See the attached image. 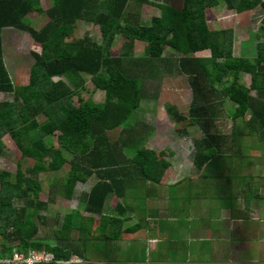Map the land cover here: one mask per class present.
<instances>
[{
    "label": "trees",
    "instance_id": "1",
    "mask_svg": "<svg viewBox=\"0 0 264 264\" xmlns=\"http://www.w3.org/2000/svg\"><path fill=\"white\" fill-rule=\"evenodd\" d=\"M221 2L230 11L260 8L264 29L263 0H181L179 7L173 0H54L49 9L42 0H0V92L13 95L0 102V155L3 138L10 136L22 156L33 161L25 169L19 166L14 175L0 169V258L12 257L16 249L22 253L44 250L58 261L74 256L107 264L147 261L146 246L139 249L135 241L123 242L151 222L148 209L143 208L160 194L155 184L168 185L173 167L166 156L173 151L164 150L161 157L144 146L151 127L141 132L140 124L129 120L149 99L145 81L161 77L162 72L166 75L176 69L179 75H188L194 98L199 100L188 115L176 105L166 109L177 124L189 121L178 132L187 133L192 123L201 132L193 139V163L199 177L189 189L213 176L228 181L245 178L244 174L227 175L225 162L231 163V172L239 166L238 159L246 155V136L264 143V39L257 37L254 58L236 57L233 30H212L208 24L206 11ZM133 3L138 9L156 6L161 13L144 23L140 10L129 8ZM33 12L46 13L50 20L37 28L30 18ZM80 21L98 26L102 42L89 35L72 40ZM6 27L29 32L41 45L40 50H32L35 63L27 85H17L7 65ZM119 36L127 41L120 54L113 56ZM137 41L146 44L145 57L131 54ZM167 47L179 54L177 61L164 57ZM202 51L210 56L194 57ZM244 75L250 77L249 86L242 81ZM88 78L96 90L104 92L103 103L84 98ZM226 100L232 104L228 134L216 125V116H210ZM113 133L117 134L114 140ZM53 135L59 146L47 141ZM66 165L67 176H56L50 183L54 194L48 202L41 201L40 175H58ZM93 176L97 181L84 194L87 215L80 209L70 210L62 222L56 221L59 228L40 237V227L49 224L41 213L54 195L72 200L78 184H86ZM113 196L119 200L114 208L109 204ZM133 197L138 201L129 200ZM133 215L138 222L128 224ZM173 255L177 257V250Z\"/></svg>",
    "mask_w": 264,
    "mask_h": 264
},
{
    "label": "rangeland",
    "instance_id": "2",
    "mask_svg": "<svg viewBox=\"0 0 264 264\" xmlns=\"http://www.w3.org/2000/svg\"><path fill=\"white\" fill-rule=\"evenodd\" d=\"M42 2L45 9H49L54 4V0H42ZM173 3L179 7L181 0H173ZM129 8H136L137 10H140L144 23L151 22L154 16H158L161 13L159 8L153 5H144L141 9H138V6L133 3ZM206 14L210 29L233 30V48L234 55L236 57H255L257 37L260 41L264 39V29L261 26L263 14L260 8L243 12L230 11L226 8L223 2H221L217 8L207 10ZM30 18L37 28L43 27L50 20L48 14H39L37 12L31 13ZM88 35L92 36L99 42H102V33L98 26L92 23L80 21L76 26V32L72 37V40L83 39ZM3 40L7 65L15 83L23 86L29 84L31 68L35 63V57L33 56L32 50L33 48H38L40 50L41 45L35 42L33 36L29 32L15 27H6L4 29ZM126 41L127 40L122 38V36L118 37L116 45L113 49V56H118L120 54V52L124 49ZM131 54L137 58L145 57L146 44L139 41L135 42L132 47ZM209 56V51L198 52L194 55L196 58ZM164 57L175 62L179 58V54H177V52L173 49L167 47ZM172 71L173 73L166 71V75L162 72L161 77L159 76L145 81L144 88L150 95L148 96L149 99L142 101L141 107L133 113L129 122L132 120V122L134 121L139 123L140 125L138 127L141 132L145 126L151 127L149 128L146 136L144 146L154 149L161 157H163L162 152H164V150L173 151V154L166 156V160L171 162L170 167H173L169 177L167 178L168 185L163 186V184H155L153 186L155 187L154 190H157V192L160 193H162L163 190H166L165 194L167 195V198L169 196L172 198L170 200L172 206L176 207L177 204H181V206H183L185 204V208H188V205L191 203L195 216H199L196 217L197 221L199 224L202 223L201 227L204 228L207 223H203L205 222V219H203L205 215L201 213V207L208 209L210 207L214 208L220 205L228 204L230 201L237 203L243 200L244 202L245 196L248 195L246 197L247 203L250 201L251 196H253L255 192L259 193V191L263 194L262 200H264V143H259L255 136H246L243 140L246 155L244 158L238 159L241 161L239 166L237 165V168L234 166L235 168L231 172V163L225 162V166L227 167L225 172L227 175L228 173H233L235 175L244 173L245 178L234 177L231 179L233 182H230L227 178H217L213 176V179H205V182L198 181V186L194 184L190 195H188L190 198H178L179 192L183 193L185 185L190 186L191 181L198 180L199 170H197L195 164L193 163V155L195 152L193 139L200 136L201 132L195 123L186 127L187 133L183 134L178 132V129L183 128L185 126L184 124H188L189 121L187 123L177 124L172 115L166 111V109L171 105H176L180 112L188 115L190 106L195 101H199L194 98L189 76L179 75V73L176 72V69ZM55 80L57 81L59 78H56ZM242 81L249 86L250 77L248 75H244L242 76ZM82 94L85 99L90 98L96 103L104 102V92L96 90L89 78ZM6 99H13V95L0 92V102L5 101ZM229 108H232V104L230 101L226 100L223 102L222 106L217 105L210 115L211 118L216 116L214 120L216 125L223 133L227 134L231 132L233 124L228 112ZM116 137L117 134L113 133L111 138L114 140ZM51 140L55 146L60 145L57 135L47 137V141ZM3 142L5 147L3 154L0 155L1 170L8 171L14 175L19 166H22L23 169L32 166L33 161L22 156L20 150L10 136H5L3 138ZM65 155L67 158H70V154L67 152H65ZM68 170L69 166L66 165L65 168L58 173V175L52 173H44L40 175V180L43 185V192L40 195L41 201L48 202L49 199H51V196L54 194V189H52L50 184L51 181L56 176L61 178L66 177ZM182 177L185 178L183 179V185L176 184L175 186H172L175 184L172 183L176 181L177 178ZM96 181V176H93V178H91L86 184L79 183L72 200H66L58 194L54 195V201H50L49 207L41 213L42 216L48 219L49 224L40 227L39 234L42 236H39L45 237L47 236V233L50 235L53 229L59 228V224L56 221L58 220L59 223L62 222L64 215L70 210L80 209L84 215H87L85 211H83L85 207L84 194L91 190ZM135 199L138 201L135 197L129 198L130 201H135ZM186 200L190 203L186 202ZM259 201H261V199H259ZM118 202L119 200L116 196L111 197L109 200L110 207L114 208ZM149 202H147L148 204L146 203L148 207L147 205L144 206L143 210L149 208ZM142 203L144 204V200L140 201V204ZM17 206L21 207L22 203H18ZM171 211H173V209L166 212L163 216L165 218L164 222L169 223L172 226L171 237L170 239H165L163 241V245L167 244V250H170L171 253L174 250H177L179 258L175 257L173 260L170 254L169 257L171 261L178 262L179 259L185 260L187 258L188 240L192 236L191 232H189V228L187 227V221L182 218V215L178 216V219L174 218L175 214ZM140 213H142V211H140ZM225 224L226 223L224 222V226ZM250 244L252 245L243 247V250L240 251L242 253L241 257L243 260L251 256L256 257V255L259 256L262 254V256H257L260 261L249 262L248 264H264V253L258 254L259 249L256 242L253 240H250ZM128 247L129 246H126L125 250H127ZM76 258L78 257L74 256L71 259V262ZM189 259H193L194 261V258ZM71 264L77 263L72 262ZM81 264L107 263L90 260ZM169 264L177 263L171 262ZM191 264L196 263L191 262Z\"/></svg>",
    "mask_w": 264,
    "mask_h": 264
},
{
    "label": "crops",
    "instance_id": "3",
    "mask_svg": "<svg viewBox=\"0 0 264 264\" xmlns=\"http://www.w3.org/2000/svg\"><path fill=\"white\" fill-rule=\"evenodd\" d=\"M183 179L185 178H177L172 184L183 185ZM190 190L189 185H185L183 193L179 192L178 198H190L188 197ZM165 192L166 190H163L158 196L148 200L150 202L147 216L151 221L147 222L148 226L145 225L146 227L137 234H128L125 238L126 241L123 242L124 245L136 243L139 249L147 247L148 259L139 264H169L171 262L177 264H191V262L196 264H248L260 261L258 257L262 254L243 260L240 252L243 247L252 245L250 240H253L259 249L258 254L264 253V200H262L263 194L260 191L259 193L255 192L247 203L248 195L245 196L244 202L243 200L237 203L230 201L228 204L208 209L201 207V213L205 215L203 223H207L204 228L201 227L202 223L199 224L197 221L196 217L199 216H195L189 201L186 200L190 203L188 208H185V204L172 206L170 201L172 198L170 196L167 198ZM116 198L118 199L117 196ZM171 209H173L171 212L175 214L174 218L178 219V216L182 215V218L187 221V227L192 236L188 240L187 258L179 259L178 262L171 261L169 257L170 254L174 260L175 250L171 253L170 250H167V244L163 245L165 239H170L172 232V226L164 222L163 216ZM137 222L138 218L133 215L128 224ZM132 241L135 242L131 243ZM177 257L179 258L178 254ZM189 258H194V261Z\"/></svg>",
    "mask_w": 264,
    "mask_h": 264
},
{
    "label": "built area",
    "instance_id": "4",
    "mask_svg": "<svg viewBox=\"0 0 264 264\" xmlns=\"http://www.w3.org/2000/svg\"><path fill=\"white\" fill-rule=\"evenodd\" d=\"M72 262L81 264L84 261L76 258ZM70 261H58L54 254L44 250H30L28 253H22L14 250L13 256L10 258H0V264H71Z\"/></svg>",
    "mask_w": 264,
    "mask_h": 264
},
{
    "label": "clouds",
    "instance_id": "5",
    "mask_svg": "<svg viewBox=\"0 0 264 264\" xmlns=\"http://www.w3.org/2000/svg\"><path fill=\"white\" fill-rule=\"evenodd\" d=\"M88 23V22H87Z\"/></svg>",
    "mask_w": 264,
    "mask_h": 264
}]
</instances>
